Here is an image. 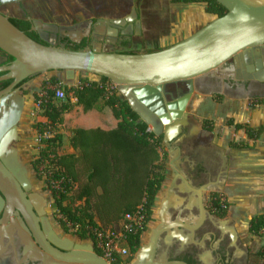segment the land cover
Instances as JSON below:
<instances>
[{
  "label": "water",
  "instance_id": "obj_1",
  "mask_svg": "<svg viewBox=\"0 0 264 264\" xmlns=\"http://www.w3.org/2000/svg\"><path fill=\"white\" fill-rule=\"evenodd\" d=\"M225 8L222 16L214 17L203 27L168 47L138 53L103 51L99 45L82 49L67 48L56 43V32L63 35V29L54 24H41L53 34L51 40L45 38L41 30L39 36L44 43L29 38L11 21L0 14V50L12 61L0 65V81L11 83L0 91V210L3 205L8 214L16 209L33 232L37 247L31 239L22 241L21 258L17 264L40 262V264H107L93 252L89 243L88 251H71L66 238H49L51 245L43 241L37 233V227L31 224L29 209L22 201L32 202L36 213L41 216L43 227L49 228L44 210L45 197L31 192L29 170L21 160L15 144L21 139L18 123L23 113L25 86H16L26 78L46 71H61L66 79H71L75 71L86 72L110 80L119 94L127 101L131 110L145 123L156 136H162L163 144L169 147V141L177 136L187 125L189 114L186 104L193 93L211 96L212 93L200 91L197 80L211 76L219 78L225 84L240 85L241 80L264 82V0H215ZM134 12V10H133ZM137 17L133 14V19ZM107 23L119 22L117 19L104 20ZM40 22H36L38 26ZM136 31L139 25L136 21ZM6 59V58H5ZM230 70L226 75L225 71ZM248 71L251 76L241 79L233 73ZM263 71V77L257 75ZM32 80L27 82V85ZM179 83L177 107L167 109L164 98L169 84ZM146 89L155 91L153 94ZM179 96V98H178ZM173 99V96L171 95ZM248 99V97H243ZM150 99H158L157 107L166 108L164 115L149 105ZM224 180L219 183L222 189ZM28 193V194H27ZM6 217L2 218L4 222ZM152 230L149 240L136 251L132 264H154L153 250L157 237ZM7 237L12 236L6 227L0 226V264H10L4 255ZM79 247L76 243L74 248Z\"/></svg>",
  "mask_w": 264,
  "mask_h": 264
},
{
  "label": "flooded vegetation",
  "instance_id": "obj_2",
  "mask_svg": "<svg viewBox=\"0 0 264 264\" xmlns=\"http://www.w3.org/2000/svg\"><path fill=\"white\" fill-rule=\"evenodd\" d=\"M63 1L66 0H0V14L9 20H14L16 27L39 43H44L38 34L39 30L48 40H51L53 34L41 24H54L63 29L61 36L59 31L56 32V43H63L67 48L80 46L82 49L99 45L103 51H118L120 48H127L133 44L132 39L139 33L136 31V21L140 30L142 25L140 16L149 14L150 11L149 0H132L131 8L121 16L99 15L70 24L45 22L26 15L34 11V2L39 5ZM133 14L137 15L135 19ZM108 19H117L119 22L104 21ZM36 22L40 24L37 26ZM11 61L12 58L0 50V65L9 64ZM3 74L4 72H0V76ZM233 74L237 75L236 72ZM218 77L205 76L197 80L199 90L204 93L248 97V99L264 93V82L241 80L240 85H231L225 84L220 76ZM29 80H33V76L21 81L16 88H22V86L27 88ZM8 81L9 83L5 86L4 83ZM10 83L11 80L0 81V91ZM180 86L179 83L167 86L166 90L170 94L163 97L167 109L173 110L177 107L176 89ZM187 113L189 114L187 125L169 141V147L163 144V138L159 136L162 144V158H166V172L154 197L147 220L145 242L142 244L149 240L152 229H160L152 255L154 264H257L252 251L240 240L234 225L233 214L228 210L229 206L226 214L223 215L215 210L213 205L215 195L221 196L227 180L234 178L233 160L222 148L213 143L212 130L203 122L204 119L198 121L189 112ZM221 180H224V185L219 190ZM31 192L36 191L31 190ZM41 209L44 210L48 229L43 227L41 216L36 213L34 206L33 214L29 216L31 224L37 227V233L43 241L51 245L49 238H66L68 242L80 243L81 248L76 251L81 252H85L86 245L90 243L93 252L98 255L96 242L92 237L85 241L61 236L51 225L47 215V204L41 206ZM3 217H6L4 222L1 221ZM0 226L6 227L12 236L10 243L7 237L3 239L6 244L4 255L7 256L10 264H17L21 258L22 241L25 242L27 238L39 247L30 227L16 209L8 214V210L3 205L0 210ZM39 249L46 253L42 248L39 247ZM135 253H132L129 246L124 258L113 263L104 261L107 264H132ZM28 264H40V262Z\"/></svg>",
  "mask_w": 264,
  "mask_h": 264
},
{
  "label": "trees",
  "instance_id": "obj_3",
  "mask_svg": "<svg viewBox=\"0 0 264 264\" xmlns=\"http://www.w3.org/2000/svg\"><path fill=\"white\" fill-rule=\"evenodd\" d=\"M198 2L205 3V12L215 17L225 13V8L215 0H170V3L183 4ZM10 21L16 26L14 20ZM80 48L74 46L71 49ZM8 83H4L5 86ZM107 83L111 81L104 77L99 80L84 77L79 78L75 86H60L72 95L74 104L53 99L55 87L49 88L48 85L60 84L56 76L43 81L41 92L34 94L45 121L32 126L43 145L32 162L33 169L38 172V166H42L38 175L44 177L53 198L51 206L61 215L57 219L58 223L66 229V222H69L81 238L85 237L89 229L97 228V222L103 227L117 223L125 214L134 213L139 206L144 207L147 221L154 197L163 181V175L157 170L161 167L158 150L161 138L148 130V126L131 110L127 101L120 97L116 87L110 88ZM220 99L221 96H217L216 100ZM99 101H103L117 120L116 126L109 130L72 129L69 143L74 152L59 153L62 135L57 127L62 124L63 115L71 111L73 106H80L85 113ZM249 101H252L249 106L254 108L264 102V97L252 96ZM203 122L212 130L211 120L204 119ZM227 124L235 130L242 129L249 140L254 141L261 135L264 138L262 126L254 128L246 123H233L232 119H228ZM229 146L249 148L250 144L232 141ZM213 205L215 210L224 215L229 202L215 195ZM247 231L252 236L264 235V213L249 218ZM128 242L134 253L140 245V234L129 235ZM256 254L264 258V245Z\"/></svg>",
  "mask_w": 264,
  "mask_h": 264
},
{
  "label": "rangeland",
  "instance_id": "obj_4",
  "mask_svg": "<svg viewBox=\"0 0 264 264\" xmlns=\"http://www.w3.org/2000/svg\"><path fill=\"white\" fill-rule=\"evenodd\" d=\"M135 1V0H133ZM132 0H66L63 2H53L48 4H39L37 5L35 2L34 11H32V14H26L30 16L31 18L40 19L45 22L55 23V24H70L71 22L80 21V20H86L90 19L94 16H105V17H114V16H121L124 12L129 10L133 4ZM171 4V5H170ZM148 6L150 8V11L148 12L146 16V22L144 21V26L147 27V24L150 26L151 30H154V33L151 34V41L146 42L147 33L142 34L141 36L138 35L135 38L132 39V45L127 48H120L118 49L119 52L124 51H130L134 53L138 52H148L153 51L157 49L155 44H152L153 42H156L157 40V34L163 31L164 29L167 30V28L171 24H175L178 21V15L182 14L181 21L178 24L181 26V28L185 27L187 31H190L191 29L197 28L195 31L203 27L206 23L209 22L208 16L209 14L206 13L203 9L202 3H192L190 7H182V9H174V6L172 3L167 2L166 0H149ZM153 12V13H152ZM160 16V21L158 17L155 15ZM145 14H143L144 16ZM163 24V25H162ZM178 26V27H179ZM144 27V28H146ZM200 27V28H198ZM180 28V29H181ZM178 29V33L175 36V38H179L181 35V31ZM146 30H149V28ZM150 31V30H149ZM141 42V43H140ZM169 40L162 41V45H167ZM168 47V46H167ZM150 49V50H149ZM140 50V51H139ZM115 51V52H118ZM33 80L31 83L27 86V88L24 90V97H25V103H24V109L21 116V119L18 123V133L21 136V139L15 144L17 147L21 160L24 162V164L27 166L29 170V179L32 185V190L36 191L40 194H42L46 201H47V215L50 219L51 225L53 229L64 237H72L74 239H83L85 241L90 239V231L94 232L95 228L89 229L90 231H87V234L84 238H81L77 233L76 229L71 226L69 222H66V229L62 227L57 219L61 218L60 213L51 206L53 202L52 195L50 191L47 189L46 182L44 181V177H39L38 172L40 173L42 171V166H38V172L33 169L32 162L36 158V156L39 153L40 148L43 147V145L39 141V137L37 135L36 130L32 127L33 124L40 121H45V118L41 116V109L39 108V105L34 100V94L41 92V84L43 81L49 80L51 77L56 76L60 80V84L58 86H66L71 87L75 86L78 82L79 78H98L99 76H95L86 72L82 71H75L73 78L66 79L61 71H46V72H40L37 74L32 75ZM112 83V82H111ZM57 86V85H56ZM49 88L55 87V85H48ZM64 91V90H63ZM146 92L149 94H153L155 91L152 89H146ZM153 92V93H152ZM119 94V93H118ZM120 97L121 94H119ZM205 94H199V93H193L190 97L187 106L186 111L189 112L193 117H195L198 121H201L203 119H200L199 114L195 111V108L198 105V101L196 97H205ZM209 96V95H206ZM213 99H217V96H224L223 94H212L211 95ZM259 96L264 97V93L260 94ZM123 98V97H122ZM55 101H61L66 102L68 101L71 104H74L75 99L72 97L70 93H66L64 91V99L63 100H55ZM157 101L158 99H150L149 105L154 110H159L160 114L164 115L166 113V108H158L157 107ZM248 101V100H247ZM252 101H248V105ZM99 106L104 109L106 106L102 103L94 107L93 109L89 110L86 113H83L80 106H73L72 110L65 113L63 115V122L61 125H59L58 132L62 135V137L67 139L70 135L71 129L73 127H78L79 122L89 121L92 119H97L96 117H93V115L99 114L101 112V109H99ZM203 111L206 110H212L215 108V106L212 104V102L208 99H205L204 102L200 106ZM162 109V111H160ZM233 109L234 111H242L241 105L234 103L233 105L230 103V105L227 107V110L224 108H220L218 111L222 114L226 111H231ZM97 116V115H96ZM148 130L150 128L148 127ZM46 137V136H44ZM62 138V139H63ZM61 150V147H60ZM158 150L160 151V154L162 152V144L160 143ZM225 153L229 155V150L224 149ZM258 155V154H257ZM231 158V157H230ZM165 164H166V158H162L161 154V160L159 161V165L161 167L157 169L160 174H165ZM234 171V170H233ZM227 188V189H226ZM224 189V192H227L230 188L226 187ZM234 190V189H233ZM224 192L221 194L223 198H227L224 194ZM242 193V191H236ZM243 197L247 199V206L245 208V211L237 210L234 206H229V212H232L233 217H241V225L242 227H246L247 221L246 218L248 215L260 213L264 211V186H259L255 188L247 189L246 192L243 194ZM227 200V199H226ZM65 221V219H63ZM123 220H120L117 223L110 224L108 226H101L99 222H97V228L99 230H103L105 232H110L114 235H118L121 231V224ZM147 229L141 233V239H140V245L142 242H145L146 234L145 232ZM251 243H246L243 240L241 242L249 247L250 250L253 251V249L256 247L257 244L264 243V235L257 236V237H250ZM93 240L95 241L94 237ZM119 244H122L127 249H129V242H128V235L122 236L121 239L118 241ZM251 244V247L249 246ZM139 245V246H140ZM139 246L136 248H139ZM258 246V245H257ZM259 246V248L261 247ZM258 248V249H259ZM135 251V252H136ZM134 252V253H135ZM133 253V252H132ZM257 252H252V256L257 264H264V258L260 257L256 254ZM126 255L117 257L115 261L124 258ZM114 261V262H115ZM113 263V262H112Z\"/></svg>",
  "mask_w": 264,
  "mask_h": 264
},
{
  "label": "crops",
  "instance_id": "obj_5",
  "mask_svg": "<svg viewBox=\"0 0 264 264\" xmlns=\"http://www.w3.org/2000/svg\"><path fill=\"white\" fill-rule=\"evenodd\" d=\"M166 1L170 3V0H166ZM198 3H202V2H198ZM172 4L174 6V9L180 10L182 9V7H190L192 3H187V4L172 3ZM202 5L205 11V3H202ZM155 15L158 17L160 21V16L157 14ZM181 15L182 14L178 15L179 19L177 23L171 24L167 28V30L164 29L163 31L157 34V39H156L157 41L156 42L152 41V44H155L154 47H156L157 49L165 48L176 42L181 41L182 39L188 37L189 35L195 32V30L197 29L196 27L195 29H191L190 31H187L185 27L181 28L183 26L182 25L183 23L181 24V26L178 25L181 21V17H182ZM146 16L147 14H145L144 16L142 14L140 16L142 25L138 33V35L140 36L144 33H147L148 36L146 38L145 43L152 40L150 37L151 34H156L154 33V30H151L148 24H147V27L144 26L143 20L145 19V22H146ZM214 17H215L214 15L209 14L207 20L211 21ZM144 27H146L147 29L149 28L150 31L146 30V28ZM178 29H180L181 35L179 38L178 37L175 38V36L177 35L179 31ZM166 40H169L167 45H162L161 42L166 41ZM148 52H151V51H148ZM91 80H98V78H92ZM204 96L205 97H201V98L196 97L198 101V105L194 107L195 111L199 114L200 119H208L213 122V126H212L213 143L217 145L218 147L222 148L223 150L228 149L229 156L233 160L232 170H234L233 171L234 178L227 180L225 184V188L228 187L230 189L227 192H224V194L227 197L226 199H227V202H229V206L230 205L231 207L234 206L235 209H237L238 211L239 210L245 211V208L247 206V199L243 197V194L246 192V190L250 188L264 186V138H263V135H261L258 139L254 141L249 140L245 132L242 129L235 130L233 126L227 124V120L232 119L233 123H246L249 126L254 127V128L258 126L264 127V102L259 105H256L254 108H251L247 104L249 99H245L243 97H237L233 95H224V96H221V99L219 101H217L213 99L212 96H206V95ZM205 99L210 100L212 104L215 106V108L209 111L208 110L203 111V109H201L200 106L204 102ZM101 103L103 105V101H99L94 107H96L97 105ZM230 103L232 105L234 103L240 104L242 111H237V110L234 111L233 109H231V111H226L223 114L218 111L220 108H224L227 110V107L230 105ZM99 109H101V112H99V114H96L97 116L93 115V117H96L97 119L79 122L78 127H73L72 129L99 128L102 130H109V129L114 128L117 124V120L112 116L110 110L107 107L102 109L101 106H99ZM70 135H71V132H70ZM70 135L65 140L62 137L63 138L62 145H61V150L59 149L58 151L59 153H73L74 152V149L71 147L69 143ZM232 141L247 142L248 144H250V147L249 148L230 147L229 143ZM236 191H242V193L240 194V192H236ZM260 213H264V211ZM260 213H256V214H260ZM256 214L248 215L246 218L247 223H248L249 218ZM233 220H234L236 231L239 237L241 238V240H243L246 243H251L250 237L252 235L248 233L247 225L246 227L245 226L242 227L241 217L238 218L234 216ZM252 237L254 238L257 236H252ZM262 244L264 245V243ZM257 245L253 249L254 252H257L260 249L259 246H261V244H257ZM249 246L251 247V244H249Z\"/></svg>",
  "mask_w": 264,
  "mask_h": 264
},
{
  "label": "built area",
  "instance_id": "obj_6",
  "mask_svg": "<svg viewBox=\"0 0 264 264\" xmlns=\"http://www.w3.org/2000/svg\"><path fill=\"white\" fill-rule=\"evenodd\" d=\"M107 86L110 88L115 87L113 83H107ZM53 99H64V91L60 86H55ZM122 220L121 231L118 235L99 230L98 228H95L94 232L91 231L99 250L98 255L107 263H112L117 257L127 255L128 249L118 243L122 236L137 233L141 235L145 230L147 221L144 207L139 206L134 213L125 214Z\"/></svg>",
  "mask_w": 264,
  "mask_h": 264
},
{
  "label": "bare ground",
  "instance_id": "obj_7",
  "mask_svg": "<svg viewBox=\"0 0 264 264\" xmlns=\"http://www.w3.org/2000/svg\"><path fill=\"white\" fill-rule=\"evenodd\" d=\"M225 74L226 75H228V74H230V70H227V71H225ZM252 75V73H250V72H248V71H241L240 70V72L239 73H237V76L238 77H240L241 79H243L244 77H248V76H251ZM257 77L258 78H262L263 77V71H261L260 72V74L259 75H257ZM160 111H162V109L160 110ZM21 116H22V114H21ZM21 119V118H20ZM20 121V120H19ZM168 201V200H167ZM163 204V203H162ZM22 205L23 206H25V208H27V209H29V207L30 206H32L33 207V203L32 202H27V201H25V202H23L22 201ZM31 207V208H32ZM153 230V229H152ZM160 230V229H159ZM158 229H156V232H158L159 231ZM158 234V233H157ZM53 239H55V238H53ZM68 244H66L67 246H69L70 245V249H71V251H74V252H81V251H76L77 249H80L81 248V245H80V243H78V245H79V247H77V248H74V243L73 242H67ZM84 246V245H83ZM82 246V247H83ZM84 248V247H83ZM86 250L85 251H88V249H87V246H86V248H85ZM84 251V250H83ZM90 264H95V263H90Z\"/></svg>",
  "mask_w": 264,
  "mask_h": 264
}]
</instances>
